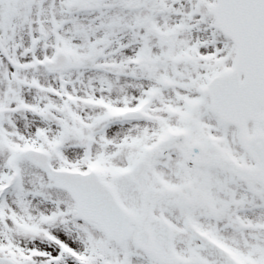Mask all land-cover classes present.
I'll use <instances>...</instances> for the list:
<instances>
[{
  "label": "snow or ice",
  "instance_id": "6c2138e0",
  "mask_svg": "<svg viewBox=\"0 0 264 264\" xmlns=\"http://www.w3.org/2000/svg\"><path fill=\"white\" fill-rule=\"evenodd\" d=\"M0 264H264V0H0Z\"/></svg>",
  "mask_w": 264,
  "mask_h": 264
}]
</instances>
